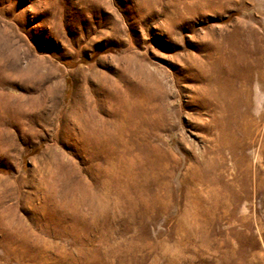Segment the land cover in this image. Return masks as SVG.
Instances as JSON below:
<instances>
[{
	"label": "rangeland",
	"instance_id": "1",
	"mask_svg": "<svg viewBox=\"0 0 264 264\" xmlns=\"http://www.w3.org/2000/svg\"><path fill=\"white\" fill-rule=\"evenodd\" d=\"M0 264H264V0H0Z\"/></svg>",
	"mask_w": 264,
	"mask_h": 264
}]
</instances>
